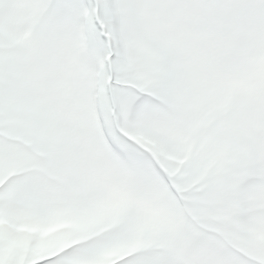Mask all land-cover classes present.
<instances>
[{
    "label": "snow or ice",
    "instance_id": "obj_1",
    "mask_svg": "<svg viewBox=\"0 0 264 264\" xmlns=\"http://www.w3.org/2000/svg\"><path fill=\"white\" fill-rule=\"evenodd\" d=\"M0 264H264V0H0Z\"/></svg>",
    "mask_w": 264,
    "mask_h": 264
}]
</instances>
